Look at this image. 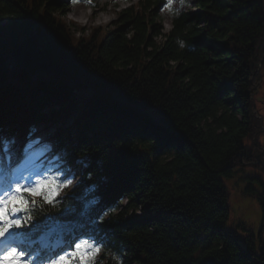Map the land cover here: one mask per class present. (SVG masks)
I'll return each instance as SVG.
<instances>
[{"label": "trees", "instance_id": "trees-1", "mask_svg": "<svg viewBox=\"0 0 264 264\" xmlns=\"http://www.w3.org/2000/svg\"><path fill=\"white\" fill-rule=\"evenodd\" d=\"M161 2L138 0L77 36L67 0H0V142L80 109L55 140L82 174L33 212L88 205L96 264H264L252 232L246 249L227 226L222 179L256 159L243 140L264 98V0H193L166 32ZM249 179L264 217V179Z\"/></svg>", "mask_w": 264, "mask_h": 264}, {"label": "rangeland", "instance_id": "rangeland-1", "mask_svg": "<svg viewBox=\"0 0 264 264\" xmlns=\"http://www.w3.org/2000/svg\"><path fill=\"white\" fill-rule=\"evenodd\" d=\"M135 1L137 0H98L97 6L94 8L83 4L70 3L65 9L64 18L69 24L71 32L77 36H85L90 34L92 28L112 27V21L115 20L117 12ZM192 3L193 0H183V3H181L180 0H174L171 10L165 5L159 7L155 12L158 18L157 22L163 27V31L166 32L172 27L173 11L177 12L182 9H189L192 7ZM260 85L261 86L256 94L257 99H261L264 94L262 87L263 84L261 83ZM255 106L258 123L257 126L254 127L252 133L245 137L243 143L247 152L251 151L255 157H260V159H256L255 161L260 163L259 165L246 164L243 166L239 164L234 168L231 176H223L222 179L229 192L230 216L227 221V226L239 231L237 235L245 247L247 246V241L244 235L252 232L254 234L253 244H255L257 250H260L261 245L258 235L261 223H264V219L262 220L261 215V205L256 195H250L245 191V187L249 184H251L256 191H261L259 182L255 179H249V176L258 175L264 179V98L257 102ZM70 120L65 119L61 124L57 123L55 126L50 125L47 127L46 132L50 139L48 143L49 146L45 149L46 151L55 148L53 135L55 134L56 129L59 127H67ZM21 133L25 134L23 131ZM8 144V142H5L4 146L7 147ZM60 157L59 153H57L53 159L61 160ZM56 164L58 166V163ZM60 164L59 166H61ZM64 165V168L67 169L66 176L72 181L68 186L69 188L75 183L76 178L81 172L80 168L74 166L73 163H64ZM58 170L59 172L57 175L64 173L62 168L58 167ZM124 202L125 199L122 200V203ZM241 224H243L242 227L240 226Z\"/></svg>", "mask_w": 264, "mask_h": 264}, {"label": "snow or ice", "instance_id": "snow-or-ice-1", "mask_svg": "<svg viewBox=\"0 0 264 264\" xmlns=\"http://www.w3.org/2000/svg\"><path fill=\"white\" fill-rule=\"evenodd\" d=\"M86 2L91 3V0ZM172 4L173 0H167L169 10ZM2 163L0 161V165ZM30 180V177L22 175L14 184L0 187V264H26L25 252L19 249L17 243L20 234L14 230L33 220V210L37 206L41 208L44 204L54 206L55 198L72 183L67 176L60 179L59 176L41 172L35 173L34 181L26 183ZM20 212L25 214L24 217L12 218ZM100 251L99 241L94 237H81L67 249H62L51 264H96V257ZM9 256L12 257L11 260L8 259Z\"/></svg>", "mask_w": 264, "mask_h": 264}, {"label": "water", "instance_id": "water-1", "mask_svg": "<svg viewBox=\"0 0 264 264\" xmlns=\"http://www.w3.org/2000/svg\"><path fill=\"white\" fill-rule=\"evenodd\" d=\"M262 233H263V236H264V223H263ZM260 250H261V251H264V245H262V246L260 247Z\"/></svg>", "mask_w": 264, "mask_h": 264}, {"label": "bare ground", "instance_id": "bare-ground-1", "mask_svg": "<svg viewBox=\"0 0 264 264\" xmlns=\"http://www.w3.org/2000/svg\"><path fill=\"white\" fill-rule=\"evenodd\" d=\"M82 14H84V13H82ZM39 141V143H41L42 141L41 140H38Z\"/></svg>", "mask_w": 264, "mask_h": 264}]
</instances>
